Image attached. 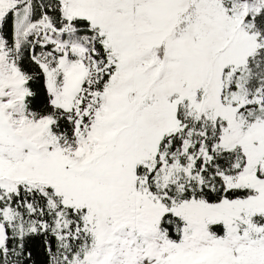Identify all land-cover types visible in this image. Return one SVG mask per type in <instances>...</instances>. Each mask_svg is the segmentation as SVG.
Wrapping results in <instances>:
<instances>
[{"label":"snow or ice","instance_id":"6c2138e0","mask_svg":"<svg viewBox=\"0 0 264 264\" xmlns=\"http://www.w3.org/2000/svg\"><path fill=\"white\" fill-rule=\"evenodd\" d=\"M0 264H264V0H0Z\"/></svg>","mask_w":264,"mask_h":264}]
</instances>
